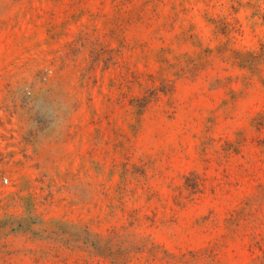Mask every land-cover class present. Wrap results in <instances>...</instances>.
<instances>
[{
  "label": "rangeland",
  "instance_id": "1",
  "mask_svg": "<svg viewBox=\"0 0 264 264\" xmlns=\"http://www.w3.org/2000/svg\"><path fill=\"white\" fill-rule=\"evenodd\" d=\"M0 264H264V0H0Z\"/></svg>",
  "mask_w": 264,
  "mask_h": 264
}]
</instances>
